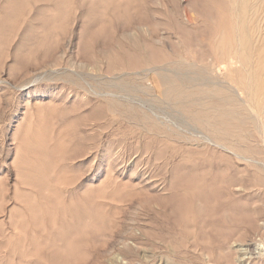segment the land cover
<instances>
[{"label": "rangeland", "instance_id": "rangeland-1", "mask_svg": "<svg viewBox=\"0 0 264 264\" xmlns=\"http://www.w3.org/2000/svg\"><path fill=\"white\" fill-rule=\"evenodd\" d=\"M12 1L0 0V264H264L260 120L240 108L245 140L239 151L207 145L212 151L198 154L197 144L183 143L197 140L198 131L175 106L157 100L150 79L155 73L144 72L160 65L154 61L160 54L132 49L166 38L170 62H181L177 30L168 23L184 25L187 13L193 20L187 28H200L193 0H145V10L129 0ZM143 118L184 133L169 144L194 148L193 166L207 173L205 184L219 170L215 177L232 180L230 190L220 184L205 189L208 197L194 199L189 210L163 202L168 195L142 182L167 175L154 160L156 151L167 154L165 143L155 144L150 120L145 125ZM127 188L136 198L132 191L126 197ZM31 207L49 215L32 222L26 214Z\"/></svg>", "mask_w": 264, "mask_h": 264}, {"label": "bare ground", "instance_id": "bare-ground-1", "mask_svg": "<svg viewBox=\"0 0 264 264\" xmlns=\"http://www.w3.org/2000/svg\"><path fill=\"white\" fill-rule=\"evenodd\" d=\"M21 1H23V0H21ZM145 2H146L145 0H129V5H131V3H134L133 5L135 7L142 9L143 6H145L144 5ZM9 7H11V6H9ZM192 7L199 14L198 16L200 17L201 24L198 21L200 24V25L199 24L198 25L200 26V28H196L193 30H189L187 28L186 25H192L193 24V20L191 19V17L187 13H184V17H185V24L184 25L180 24V22L175 23L176 20H175V22H171V20H169L170 21L169 23L167 22L169 24V27H171L173 24L174 29L177 30V34H178L179 39L176 37L177 34L174 32L176 34V36L175 35L174 36L177 38V40H179V46H177V48L180 47V48H182L181 50L183 51L182 60H181V62L178 61L180 63L175 62V61L170 62L169 56H167V54L164 52L163 48H164V45L166 46V43H167L166 38H165V41H163L164 39H162V37H160L159 40L156 39V41H149V42L146 41L147 43H145V45H139L138 43L137 44L134 43V44H131L132 49L135 50V52H138L139 54L141 52H144V51L160 54V57L155 56L157 58L154 60V61H156V60L161 61L160 65H158V67L156 66V67H152V68L147 67L144 70V72L148 71L149 73H151V75H152V73H155L154 75L156 76V78H153V76H152V78H150L148 76V78H150L151 80L152 79L154 80L153 82H154L155 87L153 86L154 87L153 89L156 90V93L158 92V96H156V97H158L157 100L160 99V100L164 101L165 103L167 102V104L169 103L170 105L172 104L173 106H175L181 112V114L183 116V120L185 121V124H187L189 127L191 126L192 128H194V130L198 131V135L197 134L196 135H197L199 140L194 139L195 141H192L190 137L189 138L186 137L185 138L186 142L183 141V143H186L189 146L191 144H193V145L197 144L196 149H198V154H201V153L204 154L206 152H211L213 147H214V149H215V147H218L222 150L237 152L238 144H239L238 142L240 140L244 139L243 138L244 136L242 134V129H241L242 124L244 122H242V117L239 113V112H241L240 108L243 109L244 111L252 114L255 118L260 120L261 124L263 125L262 127H264V0H193L192 1ZM126 10H128V9H125V11ZM122 15H123V13H122ZM114 16H115V14H114ZM128 20H129V17H128ZM167 21H168V19H167ZM125 22L127 23V21H125ZM157 25H158V22L155 26H157ZM174 29L172 31H174ZM161 35H162V33H161ZM163 36H164V34H163ZM110 37H111V35H110ZM112 40H113V37H112ZM174 46H175V44H174ZM148 65H149L148 63L145 64V66H148ZM141 73L142 72H140V75H141ZM138 74H139V72H138ZM163 105H165V104H163ZM172 109L173 108L171 107V110ZM160 112H161V110H160ZM173 112H175L174 109H173ZM244 113H243V115H244ZM152 116H154V114ZM246 116L244 115L243 118H245ZM143 117H145V116H143ZM146 117H148V116L146 115ZM149 118L152 119L151 117H149ZM149 118H143L142 122L146 121L144 119H149ZM154 118H156V117H154ZM160 118H162V117H160ZM160 118H159V120H160ZM144 124L146 125L145 122H144ZM162 124L158 123L155 120L154 121L150 120L148 129H149V133L151 135H153L152 138L155 141V144H160V142L165 143L164 151L168 155L164 154V156H160V153H159L160 150L158 152L156 151V154H154V160L157 163L160 162L159 163V164H161L160 170L162 173H164V174L166 173L168 176L166 174L165 175L168 178L166 176L165 177L161 176V178H160L159 177L160 175L159 176L157 175L159 177V179L156 178L153 181L150 178H147V176H146L143 179V181L141 180L142 182H144L143 185L150 187V188H155V189L160 188L164 192V194L168 195L167 198H166V196L165 197L163 196L164 199H162L163 197H160L161 200L163 202H165V200H166V201H169L172 203H176V205H177L176 209H178V210L180 208L184 210V208L186 209V207H187V209L192 208V206L194 207V203H193L194 199H195V203H196L197 197H202L206 194V193L204 194L205 189H206V191L214 189L216 184L226 185L227 191H228V188L230 190V187H232L231 186L232 180L231 181L229 179L227 180V178H225L224 174L222 176L226 180H224L222 176H221L222 177L221 180H218V178L220 176L215 177L214 173L216 174V172L219 170H216V171L213 170L214 165L212 162H210L211 160L209 162L213 167H209V165H208L209 162L208 163L206 162V164L208 165V167L210 169L213 168L212 170L214 171V173H213L212 180L209 181V184H205L204 176H206L208 178V176L205 175L207 173H205L204 176H202L201 173L199 172V170L197 168L194 169V166H193L194 163L192 162L193 156L191 155L192 154L191 150L193 149V152H194V148H191L190 150H188L187 149L188 146H173V145L169 144L172 141L171 138L179 137L180 139H182L181 136H185V135H183L184 133L183 134L181 133L182 135L175 133L174 131H172L173 130L172 127H170L168 125L166 126L165 124H164V126H162ZM166 124H168V122ZM169 124L171 125L172 123L169 122ZM142 125H143V123H142ZM172 125L174 126V124H172ZM178 125H177V127H178ZM179 126L182 127V124H180ZM243 126L245 127V125H243ZM186 127L187 126L185 125L184 128H186ZM256 127L259 128L258 126H256ZM174 128H176V127H174ZM260 129H262V128H260ZM176 130H177V128H176ZM251 130L252 129H250V131ZM187 131L190 134V132L193 130L190 131L187 129ZM255 134H257V133H255ZM252 136H254V135H252ZM251 138H253V137H251ZM176 142H178V141L176 140ZM186 144H184V145H186ZM207 145L213 146V147L210 148ZM243 147H242L241 152L244 150ZM220 151H219V153H220ZM247 151H248V149H247ZM243 152H245V151H243ZM196 153L197 152L195 151L193 154H196ZM242 154H244V153H241V155ZM207 155H205V156H207ZM211 155H212V153H211ZM205 156L203 155L204 158H205ZM200 157H201V155H200ZM214 157L215 156H213L212 160L214 159ZM240 157L242 158V156H240ZM245 159H246V157H245ZM154 160L152 159L153 162H154ZM202 160H203V158H202ZM202 160H200L201 166H202ZM226 160H227V158H226ZM194 162H195V160H194ZM188 163L190 165H192L191 168L186 167V164H188ZM199 163L200 162H198V165H199ZM222 163L223 162H221L220 165L218 164L220 166V169H221ZM226 163H228V162L226 161ZM224 165L227 167L226 164H224ZM147 168H149V167H147ZM202 168L205 169L206 167L204 166ZM216 168L219 169L218 167H215V169ZM134 169H136V167ZM227 169H228V167H227ZM223 170L221 169V172ZM135 171H137V170H135ZM153 171H154V169H153ZM24 172H26V171H24ZM208 172L210 173L212 171L209 170ZM198 173H200V174H198ZM228 175H230V173H228ZM228 175H226V177H228ZM210 176H212V173H210ZM155 177H156V174H155ZM186 177L190 178V179L186 180L187 179ZM129 178H130V176H129ZM234 180H235V178H234ZM182 181H183V183H181ZM130 185H128V188ZM108 186H110V185H108ZM135 186L130 187V188L133 190ZM125 187H127V186H125ZM128 188L125 190L123 189V190L125 192H127ZM143 188L145 189L144 186H143ZM218 189H220V191H221L222 187H220ZM112 190H114V189H112ZM145 190L147 191V188ZM211 191H213V190H211ZM220 191H216V192L220 193ZM222 191H223V189H222ZM128 192L126 194V197L129 195ZM134 192L133 191L131 192L132 199H133V195H135ZM139 192L140 191H138V193ZM165 192H167V193H165ZM214 192H213V194H215ZM111 193H113V192L111 191L109 194L110 197L112 196L111 199L113 197H116L114 194H113L114 196L111 195ZM114 193H116V192H114ZM138 193H136L137 196L140 194V193L139 194ZM131 194H130V196H131ZM210 194H212V193H210ZM104 195L105 194H103V196ZM123 195H124V193H123ZM223 195H224V193H223ZM130 196H129V198H130ZM139 196H142V194H140ZM205 196L208 197L207 194ZM24 197H26V195H24ZM27 197H28V195H27ZM213 197H215V196H213ZM87 198H89V197H87ZM87 198H85V199L87 200ZM135 198H136V195H135ZM116 199H117V197H116ZM118 199H121V198L119 197ZM201 199H203V197ZM198 200H200V198ZM209 200H210V198H209ZM209 200L207 199L206 201H209ZM87 201L85 203H87ZM131 201L133 202L134 200H131ZM26 202H29V201H26ZM85 203L82 202L83 205ZM36 204L38 205V203H36ZM92 204H93V202L91 203V205ZM86 205L90 206L89 202ZM172 206H173V204H172ZM219 206L224 208L223 211L225 210V208L230 209V204H228V206H227V204H225V203H223V204L219 203ZM63 208L60 207V212L61 211L64 212L63 210H65V209H63ZM57 210H58V208H57ZM218 210H220V209H218ZM44 211L40 208L35 209V208L31 207L30 209H28L26 211V214H27V217L30 221H32V222L36 221L37 222V219L40 216L42 218L43 217L45 218L46 216L49 215V213H47V212L45 213ZM71 212H72V209H71ZM57 213H59V212H57ZM57 213H56V215H57ZM188 213H190V212H188ZM207 213H210V212H207ZM37 215H38V218H36ZM21 216H23V215L21 214ZM57 217H55V218H57ZM24 218H26V217H24ZM22 219H23V217H22ZM28 219H26V222ZM48 219H50V217ZM46 222H51V221L47 220ZM56 222H57V220H56ZM35 224H37V223H35ZM26 225H29V224H26ZM43 225H44V223H43ZM48 228H49V225H48ZM22 232L20 234L24 235ZM40 234H42V233L40 232ZM15 235H17L19 237L18 233ZM222 235H224V234H222ZM24 236H26V235H24ZM34 236H35V234L31 238H33ZM40 236H42V235H40ZM18 237H16V238H18ZM224 237H225V235H224ZM35 238H36V236H35ZM35 238H33V239L35 240ZM3 239H5L4 236H3ZM33 239H31V240H33ZM37 241H39L38 238H37ZM8 262L9 261H7V263Z\"/></svg>", "mask_w": 264, "mask_h": 264}]
</instances>
